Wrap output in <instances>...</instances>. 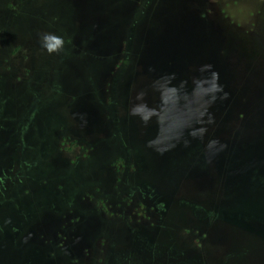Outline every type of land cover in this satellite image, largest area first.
I'll use <instances>...</instances> for the list:
<instances>
[{"label": "rangeland", "instance_id": "rangeland-1", "mask_svg": "<svg viewBox=\"0 0 264 264\" xmlns=\"http://www.w3.org/2000/svg\"><path fill=\"white\" fill-rule=\"evenodd\" d=\"M263 107L264 0H0V264H264V175L195 173Z\"/></svg>", "mask_w": 264, "mask_h": 264}, {"label": "water", "instance_id": "water-1", "mask_svg": "<svg viewBox=\"0 0 264 264\" xmlns=\"http://www.w3.org/2000/svg\"><path fill=\"white\" fill-rule=\"evenodd\" d=\"M199 72L200 78L198 79L203 80L196 88L198 94L202 96V98L199 97V108L191 104L189 114L185 113L180 116L178 120L180 123L176 125L179 127L178 131L180 133H186L192 126L191 122H199L201 120L202 122H214L215 124L219 121L220 112L218 113L216 108H214V115L206 112L208 107L207 91L214 90L215 86L202 75L205 73L202 68ZM206 88L207 91L205 90ZM239 95L235 91L233 93V90H229L220 101L223 105L222 107L229 105L232 108V118L239 108L237 106L239 104ZM260 114L261 122H264V107L260 109ZM213 145L206 154H200L201 160H204L207 165L200 166L201 168H198L195 173L201 178H210L212 182L214 181V187L223 184V187L227 190L230 189L238 194H243L244 191L256 184L264 175V124L259 128V131L240 138L233 142L232 145H219L215 139ZM243 197V195H238L236 201L238 202ZM232 203L236 202L232 199Z\"/></svg>", "mask_w": 264, "mask_h": 264}, {"label": "clouds", "instance_id": "clouds-1", "mask_svg": "<svg viewBox=\"0 0 264 264\" xmlns=\"http://www.w3.org/2000/svg\"><path fill=\"white\" fill-rule=\"evenodd\" d=\"M44 46L48 50L49 53L58 51L63 46V40L58 37H54L51 34L45 35L43 37Z\"/></svg>", "mask_w": 264, "mask_h": 264}, {"label": "trees", "instance_id": "trees-1", "mask_svg": "<svg viewBox=\"0 0 264 264\" xmlns=\"http://www.w3.org/2000/svg\"><path fill=\"white\" fill-rule=\"evenodd\" d=\"M242 116H244V115H242Z\"/></svg>", "mask_w": 264, "mask_h": 264}]
</instances>
